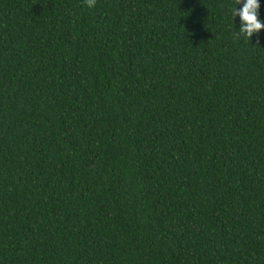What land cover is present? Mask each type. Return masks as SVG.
Returning <instances> with one entry per match:
<instances>
[{
  "label": "trees",
  "instance_id": "obj_1",
  "mask_svg": "<svg viewBox=\"0 0 264 264\" xmlns=\"http://www.w3.org/2000/svg\"><path fill=\"white\" fill-rule=\"evenodd\" d=\"M234 5L0 0V264H264V29Z\"/></svg>",
  "mask_w": 264,
  "mask_h": 264
},
{
  "label": "clouds",
  "instance_id": "obj_2",
  "mask_svg": "<svg viewBox=\"0 0 264 264\" xmlns=\"http://www.w3.org/2000/svg\"><path fill=\"white\" fill-rule=\"evenodd\" d=\"M94 0H88L89 6H92ZM261 0H235V5L232 9L235 27L239 34L251 37L264 29V21L259 18V9ZM238 18V20H237Z\"/></svg>",
  "mask_w": 264,
  "mask_h": 264
}]
</instances>
